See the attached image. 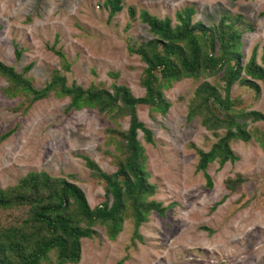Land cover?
<instances>
[{
	"label": "rangeland",
	"instance_id": "1",
	"mask_svg": "<svg viewBox=\"0 0 264 264\" xmlns=\"http://www.w3.org/2000/svg\"><path fill=\"white\" fill-rule=\"evenodd\" d=\"M104 2L0 0V60L18 71L32 63L26 76L36 89L43 88L51 71L58 69L69 86L95 84L112 90L119 84L141 97L145 90L140 78L146 64L129 49L133 43L152 39L149 26L140 19L141 11L168 17L175 24L176 13L192 6L193 22L206 26L216 25L226 13L241 16L250 30L243 34L240 63L246 64L256 48L262 65L264 0H121L123 9L112 18ZM52 46L66 54L69 71L61 69ZM215 79L184 78L165 90L171 102L166 115L152 112L148 105L137 107L139 122L153 138L147 142L143 131L138 132L147 156L148 179L156 185L151 199L166 208L165 214L151 211L139 228L140 238L133 236L131 219L125 220L114 240L104 225L97 224L96 234L82 239L77 264H264V146L253 135L249 141H231L238 159L223 165L218 160L209 163L211 186L204 172L197 170L198 150L209 151L226 132L208 130L200 114L188 119L199 85L213 84ZM258 83L259 93L240 82L232 87V98L242 100L237 108L264 115V83ZM7 84L0 76V134L14 130L0 143V189L17 184L31 171H45L75 182L91 207L104 202V183L94 179L83 156L107 173L116 171L118 151L107 131L116 124L110 114L91 108L67 111L70 98L53 93L24 112L21 97L5 95ZM129 121V116L116 119L122 131L128 130ZM239 121L250 132L264 131V121Z\"/></svg>",
	"mask_w": 264,
	"mask_h": 264
},
{
	"label": "trees",
	"instance_id": "2",
	"mask_svg": "<svg viewBox=\"0 0 264 264\" xmlns=\"http://www.w3.org/2000/svg\"><path fill=\"white\" fill-rule=\"evenodd\" d=\"M104 5L110 18L123 9L121 0H105ZM135 13L131 8L130 15ZM194 15V7H184L176 13L174 24L168 17L160 19L141 11L140 19L149 26L152 39L138 45L133 43L129 48L146 64L140 78L145 90L141 97L119 84H114L112 90L95 84L88 88L76 83L69 86L58 69L51 71V79L43 88L36 89L26 76L32 63L18 71L0 60V76L8 83L5 95L21 97L19 106L24 112L51 93L57 98H70L67 111L91 108L106 112L116 124V128L107 131L110 143L118 151L114 173L103 171L94 160L83 156L94 179L104 183L106 200L95 207L90 206L84 191L71 179L45 171H31L17 184L0 189V264H77L81 260V241L96 234L97 224L104 225L107 236L114 240L125 220L131 219L133 236L140 238L139 228L151 211L165 214L166 208L151 199L156 185L148 179L147 156L138 132L143 131L147 142H153V138L152 132L139 122L137 107L148 105L152 112L166 115L171 102L164 91L184 78L216 77L213 84L204 81L199 85L188 108L189 120L200 114L208 130H226L209 151L198 150L197 170L204 172L209 186L212 185L206 172L209 163L218 160L223 165L238 159L231 141H249L254 136L264 146V131L256 128L250 132L247 124L239 121L240 118L264 121V115L237 108L242 100L231 96L237 82L257 93L258 82L264 83V53L262 65L257 62L256 48L246 64L240 63L243 34L250 30L249 23L241 16L226 13L216 25L206 26L199 20L193 22ZM51 48L59 57L61 69L69 71L71 64L66 54L54 46ZM20 55L21 51H16L17 58ZM127 116L129 128L122 131L116 119ZM13 131L0 134V143Z\"/></svg>",
	"mask_w": 264,
	"mask_h": 264
}]
</instances>
